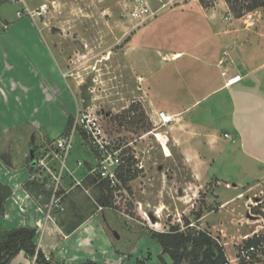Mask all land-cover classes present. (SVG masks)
<instances>
[{
  "label": "rangeland",
  "instance_id": "obj_1",
  "mask_svg": "<svg viewBox=\"0 0 264 264\" xmlns=\"http://www.w3.org/2000/svg\"><path fill=\"white\" fill-rule=\"evenodd\" d=\"M25 1L32 9L41 2ZM215 1L200 0L204 5ZM24 7L15 0H0V21L6 25L17 22L12 26L16 34L28 33L27 26L18 22L20 16L16 14L21 10L22 19L31 20ZM127 9L128 0H52L45 12L36 11L38 33L45 36L65 77L63 80L69 95L66 98L69 105L75 107L70 112L62 105L59 83L53 80L51 66L50 85L42 94L27 90L23 98L14 99L11 108L15 110L14 123L18 122L16 126H19L4 135L1 133V145L6 142L15 151L29 149L32 133L37 145H44L45 141L58 137L56 131L63 127L64 113L68 126L79 111L100 118L111 147L124 149L125 162L120 168L126 180L118 176L117 182L108 183L110 190H105L102 202L97 200L92 187H86V191L77 186L78 201L80 197L82 201H88L92 211L97 207L95 201L102 207V211L77 232V247L83 249V253L82 249L77 250V257L83 260L80 263L171 264V258L163 251L161 243L150 234V230H156L202 231L223 245L229 264H261L264 241L255 247L249 258L242 257L239 251L254 235L264 239V167L252 171V180L248 179L250 175H243L236 168L229 154L231 150H228L234 133L233 123L228 119L217 123L228 155L217 164L223 149L215 145L210 147L201 132L181 122L179 115H171V122L164 126L155 124L157 110L172 106L177 110L179 107L160 101L151 103L146 90L150 85L142 83L131 70L125 54L129 38L150 22L134 28L124 15ZM248 13L255 21L248 29L264 33V7L243 9L240 14L232 11V16L239 19L241 27L247 28L244 20ZM5 30L0 29V35ZM182 40H168L164 44L172 49L180 48L186 44ZM263 45L261 43L259 48L263 49ZM11 62L14 68L21 66L17 58ZM41 65H46L45 61ZM255 114L256 122L242 121L239 124L246 127L245 131L249 124H254L255 135L264 145V104ZM23 119L28 122L22 123ZM156 132L167 137L170 155L164 154ZM228 133L230 139L225 135ZM236 134L237 131L234 136ZM82 135L81 140L76 131L73 148L66 160L77 177L86 166H77L76 160L90 159L91 164L95 159L90 140L84 133ZM203 144L206 147L203 148ZM186 157L189 164L185 162ZM59 165L60 160L53 158L48 168L57 172ZM39 175H44L48 179L46 184H49L48 190L45 188L43 194L40 192L39 199L42 200L45 194L49 197L53 181L50 171L43 170ZM66 177L73 183L71 175L64 171L62 179ZM236 180L242 184L235 187L233 181ZM40 218L44 220V213ZM80 218L78 215V223L82 220ZM42 228L39 225L36 229L35 242L42 239L47 253L54 254L53 264H73L57 256L56 250L51 248L52 245L59 247L62 242L60 235L53 230V223L48 222L43 231ZM86 240L90 244L85 243ZM79 243L85 244L79 246ZM20 252L26 254L23 250ZM84 252L90 255L86 257ZM22 261L23 258L15 255L5 264H20Z\"/></svg>",
  "mask_w": 264,
  "mask_h": 264
},
{
  "label": "crops",
  "instance_id": "obj_2",
  "mask_svg": "<svg viewBox=\"0 0 264 264\" xmlns=\"http://www.w3.org/2000/svg\"><path fill=\"white\" fill-rule=\"evenodd\" d=\"M175 1L174 5L160 10L149 25L130 36L125 49L129 66L142 83L150 85L146 90L151 103L160 101L168 106L177 105V110L172 106L166 107L164 111L170 115H179L181 122L184 121L196 131L199 130L210 147L215 145L223 149L216 164L222 162L224 156H228L217 123L225 119L231 121L234 133L231 144H228L231 147L228 149L231 150L230 157L236 168L243 175H250L248 179L252 180V171L264 167V145L255 135L254 124H249L245 131L246 127L239 122H256L255 113L261 111L264 104V45L263 49L259 48L264 43V33L241 27L239 19L232 16L225 0H216L208 5L202 4L200 0ZM24 20L20 16L18 22L27 26L28 33L19 34L15 30L13 32L12 27L17 22L6 25L0 21V29H6L0 35V182L11 191L4 203V213L0 215V227L3 229L26 225L28 212H33L35 223L44 224L45 220L40 217L48 200L45 193V198L39 199L41 193L34 189L30 192L25 184L30 181L37 182L48 190V179L39 175L38 158L44 151H51L44 148L52 140L45 141L44 145H37L36 136L32 133L29 149L15 151L6 142L1 145V133L4 135L19 126H16L18 122L14 123L15 110L11 108L14 99L23 98L27 90H37L42 94L50 85L52 66L53 80L61 84H58V91L62 105L70 112L75 107L74 104L69 105L63 80L65 77L45 36L39 35L35 18ZM180 39L186 42L185 46L172 49V46L164 44L168 40ZM15 58L19 59L20 67L14 68L11 61H15ZM44 61L46 65H41ZM222 72L226 74L223 75ZM237 74L242 80L245 79L244 83L241 85V80L226 86L227 78ZM246 79L253 84H246ZM21 122L27 123L28 120L23 119ZM68 126L64 113L63 127H58L59 130L56 131L58 136ZM230 136L228 133L226 137L230 139ZM202 147H206L205 144ZM90 161L84 160L86 168L83 171V167L81 176L77 178L85 175ZM185 162L189 164L187 157ZM233 183L235 187L242 184L240 180ZM71 184L68 177L61 180L59 191L63 193L65 210L55 216V221H47L45 225L47 227L48 222H52L53 230L62 239L59 247L50 245L56 250L57 256L63 257L68 263L76 264L83 262L77 257V252L82 249L77 247V232L102 209L98 208L96 201L95 211L90 209L88 201H82L81 197L78 201L77 187L70 189ZM82 184L87 189L83 182ZM78 215L82 219L79 223ZM38 226L36 224L35 231ZM39 239L42 251L47 252L42 245V239ZM85 243L90 244V241L86 240ZM84 244L79 243V246ZM85 253L86 257L90 255L88 252L83 255ZM22 254L19 252L17 255L22 259ZM50 256L54 262V254Z\"/></svg>",
  "mask_w": 264,
  "mask_h": 264
},
{
  "label": "built area",
  "instance_id": "obj_3",
  "mask_svg": "<svg viewBox=\"0 0 264 264\" xmlns=\"http://www.w3.org/2000/svg\"><path fill=\"white\" fill-rule=\"evenodd\" d=\"M16 1L23 3L25 5L24 9L28 11L29 16L35 18L36 11H38V13L45 12L50 7V2L52 0H41L35 9L30 8L25 0ZM175 3V0H128V9L124 15L134 24V28L137 29L154 19L160 10L168 8ZM16 13L18 16L23 15V11L21 10H18ZM244 22L247 27L253 26L255 23L252 15L249 13L246 15ZM222 74L225 75L226 72H222ZM241 80L242 77L240 75H232L227 78L225 85L229 86ZM171 120L172 116L166 111H156V125L164 126L171 122ZM79 128L88 137L95 152L94 162L89 164L88 170L82 178H77V176L74 175V170H70L66 162L67 157L73 148L76 131H78ZM225 135L227 136V134ZM44 149H51V151H44L41 157L38 158L39 173L43 170L50 171V179L53 181V185H51L50 195L43 208L44 224L36 222L37 226L42 225V231L47 221H55V216L65 209L62 202L63 193H60L59 191L64 171H67L72 177L73 183L71 184L70 189L77 186L83 188V179L88 176L98 177L108 183L117 182L118 171L125 162L123 159L125 156L124 149L111 147V140L106 134L105 129L100 122V118L93 115L90 116L88 112H82L80 114V112L77 111L72 124H70L60 136L52 140L47 148ZM53 158L60 160L57 172L48 168L49 161ZM84 163L85 162L80 159L76 160L77 166H83ZM98 208L102 209L101 206H98ZM144 216L149 222V218L145 214ZM35 243L36 246L34 252L32 254L23 253V261L20 262V264H40V252H42L45 261L53 262L50 254L42 251L40 239ZM254 251V246H241L239 252L242 257L249 258Z\"/></svg>",
  "mask_w": 264,
  "mask_h": 264
},
{
  "label": "trees",
  "instance_id": "obj_4",
  "mask_svg": "<svg viewBox=\"0 0 264 264\" xmlns=\"http://www.w3.org/2000/svg\"><path fill=\"white\" fill-rule=\"evenodd\" d=\"M229 6V10L236 11L239 14L243 9L249 11L258 7H264V0H225ZM71 122V120H70ZM79 137L82 140L83 132L78 129ZM82 136V137H81ZM118 176L123 181L126 180L122 168L118 171ZM85 186L92 187L97 195V200L102 202L105 190L109 189L108 182L99 180L95 176H88L83 181ZM31 192L32 189L37 192H44L43 184L37 182H27L25 184ZM110 190V189H109ZM10 189L0 182V215L4 213V203L10 194ZM174 229V228H173ZM152 237L156 238L162 245L163 251L171 258V264H229L224 253L223 245L210 234L202 231L187 232H161L150 230ZM35 228L27 225L19 226L11 229L0 228V264L7 263L12 257L20 251L32 254L35 249ZM264 239L254 235L248 239L243 246H258ZM254 253V252H253ZM252 253V254H253ZM40 264H53V262L45 261L42 252L39 253ZM76 264H99L92 261ZM261 264H264V259Z\"/></svg>",
  "mask_w": 264,
  "mask_h": 264
},
{
  "label": "bare ground",
  "instance_id": "obj_5",
  "mask_svg": "<svg viewBox=\"0 0 264 264\" xmlns=\"http://www.w3.org/2000/svg\"><path fill=\"white\" fill-rule=\"evenodd\" d=\"M155 136H156L157 139L161 140L160 143H162V149L164 151V154L166 156L170 155V150L168 148V145L166 144L167 137L165 135H163L161 132H156Z\"/></svg>",
  "mask_w": 264,
  "mask_h": 264
},
{
  "label": "water",
  "instance_id": "obj_6",
  "mask_svg": "<svg viewBox=\"0 0 264 264\" xmlns=\"http://www.w3.org/2000/svg\"><path fill=\"white\" fill-rule=\"evenodd\" d=\"M246 84L252 85L253 82L249 79H246L245 81ZM26 225L31 227V228H35L36 227V223H35V216L33 214V212H28V220L26 222Z\"/></svg>",
  "mask_w": 264,
  "mask_h": 264
}]
</instances>
